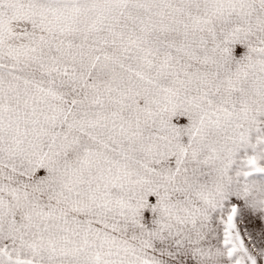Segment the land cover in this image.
I'll return each instance as SVG.
<instances>
[{
    "label": "snow or ice",
    "instance_id": "6c2138e0",
    "mask_svg": "<svg viewBox=\"0 0 264 264\" xmlns=\"http://www.w3.org/2000/svg\"><path fill=\"white\" fill-rule=\"evenodd\" d=\"M0 264H264V0H0Z\"/></svg>",
    "mask_w": 264,
    "mask_h": 264
}]
</instances>
